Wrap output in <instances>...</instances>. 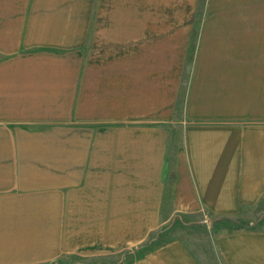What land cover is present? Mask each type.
Here are the masks:
<instances>
[{"label":"crops","instance_id":"1","mask_svg":"<svg viewBox=\"0 0 264 264\" xmlns=\"http://www.w3.org/2000/svg\"><path fill=\"white\" fill-rule=\"evenodd\" d=\"M196 222L264 264V0H0V264H206Z\"/></svg>","mask_w":264,"mask_h":264},{"label":"rangeland","instance_id":"2","mask_svg":"<svg viewBox=\"0 0 264 264\" xmlns=\"http://www.w3.org/2000/svg\"><path fill=\"white\" fill-rule=\"evenodd\" d=\"M203 5L205 6L206 3H204ZM203 14H204V18H205V15H206V8L205 7L203 9H201L200 12H199L200 23L202 21ZM194 35H195V40H194L195 41V48H194V51L192 52L193 60H191V61L187 60V68H188L189 71H190V68L193 65L194 58H195V53L197 52V47H198L199 40H200V37H201V32H200L199 28H198V30L197 29H193V31H192V35H191V39L192 40H190L189 49H190L191 43L193 42ZM189 49H188V54L190 52ZM188 75H189V73H188ZM195 224L198 227V228L195 229V230H197V232L194 231V230H190L191 227L182 226V229L186 228V230H184V231H186V236L188 237L187 241L193 246V249L195 251H197V253L201 257V259L206 264H224L223 261L219 258L218 253H216V251L214 249V246H213L214 237H213V234H212L211 223L208 222V223H206V225H204V224H199L198 222H196ZM256 226H258V227L261 226L262 227L263 224H258ZM173 233L175 234L176 230H174ZM187 234H190L193 237H190ZM50 264H63V262H61V263L60 262H54V263H50Z\"/></svg>","mask_w":264,"mask_h":264},{"label":"trees","instance_id":"3","mask_svg":"<svg viewBox=\"0 0 264 264\" xmlns=\"http://www.w3.org/2000/svg\"><path fill=\"white\" fill-rule=\"evenodd\" d=\"M199 15V14H198ZM198 22H199V20H198ZM192 40V39H191ZM195 35H194V39H193V42L191 43V45H190V49H189V54H188V61H191V60H193V56H192V52L194 51V48H195Z\"/></svg>","mask_w":264,"mask_h":264}]
</instances>
